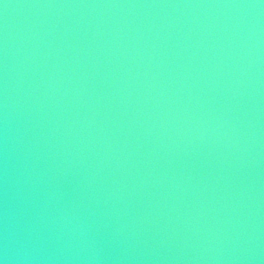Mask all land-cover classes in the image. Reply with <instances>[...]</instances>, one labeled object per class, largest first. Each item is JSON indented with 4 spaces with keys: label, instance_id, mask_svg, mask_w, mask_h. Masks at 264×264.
Instances as JSON below:
<instances>
[{
    "label": "water",
    "instance_id": "water-1",
    "mask_svg": "<svg viewBox=\"0 0 264 264\" xmlns=\"http://www.w3.org/2000/svg\"><path fill=\"white\" fill-rule=\"evenodd\" d=\"M2 264H264V0H0Z\"/></svg>",
    "mask_w": 264,
    "mask_h": 264
},
{
    "label": "clouds",
    "instance_id": "clouds-1",
    "mask_svg": "<svg viewBox=\"0 0 264 264\" xmlns=\"http://www.w3.org/2000/svg\"><path fill=\"white\" fill-rule=\"evenodd\" d=\"M0 264H2V262H0Z\"/></svg>",
    "mask_w": 264,
    "mask_h": 264
}]
</instances>
